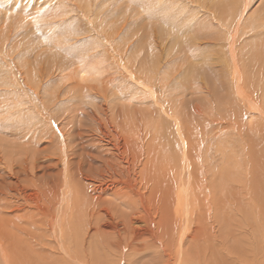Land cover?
Wrapping results in <instances>:
<instances>
[{"label": "rangeland", "instance_id": "obj_1", "mask_svg": "<svg viewBox=\"0 0 264 264\" xmlns=\"http://www.w3.org/2000/svg\"><path fill=\"white\" fill-rule=\"evenodd\" d=\"M184 1L0 0V264H264V0Z\"/></svg>", "mask_w": 264, "mask_h": 264}, {"label": "bare ground", "instance_id": "obj_2", "mask_svg": "<svg viewBox=\"0 0 264 264\" xmlns=\"http://www.w3.org/2000/svg\"><path fill=\"white\" fill-rule=\"evenodd\" d=\"M186 1V0H185ZM184 1V2H185ZM197 1V0H196ZM209 3V2H208ZM197 6V5H196ZM215 5H213V7H214ZM200 7H201V5H200ZM199 7V8H200ZM218 9V8H217ZM179 11V10H178ZM204 11V10H203ZM131 12V11H130ZM214 14V13H213ZM250 34V33H249ZM105 36V43H107V44H109V41H110V39L111 38H109L110 36L108 35V36H106V35H104ZM235 38V37H234ZM256 41V40H255ZM188 44V43H187ZM112 45V44H111ZM111 47V46H110ZM241 47V46H240ZM247 47V46H246ZM210 49V48H209ZM232 51V50H231ZM232 52H234V51H232ZM104 55H105V53H104ZM237 55H238V53H237ZM243 57V56H242ZM83 58V57H82ZM146 59V58H145ZM208 59V58H207ZM150 60V59H149ZM191 60V59H190ZM249 60V59H248ZM45 61V60H44ZM105 61H106V59H105ZM209 61V60H208ZM207 62V61H206ZM120 64V63H119ZM246 64V63H245ZM195 65V64H194ZM194 65H192V66H194ZM182 66V65H181ZM250 66V65H249ZM242 67H243V65H242ZM153 69H155V68H153ZM151 72V71H150ZM107 77V76H106ZM103 78V77H102ZM151 79H153V78H151ZM145 80V79H144ZM72 82V81H71ZM75 86V85H74ZM206 127V126H205ZM137 128V127H136ZM96 130V129H95ZM99 130V129H98ZM102 130V129H101ZM183 133H184V131H183ZM80 135V134H79ZM182 135V134H181ZM103 136V135H102ZM170 136V135H169ZM186 136V135H185ZM193 136V135H192ZM68 141V140H67ZM187 142V141H186ZM179 143V142H178ZM186 149H184V150H186L185 152H187V143H184V145H183ZM189 148V147H188ZM190 148H191V146H190ZM189 153H190V151H189ZM67 154V153H66ZM65 154V155H66ZM187 154V153H186ZM188 155V154H187ZM187 155L185 156L186 158H187ZM17 159V158H16ZM69 159V158H68ZM70 160V159H69ZM54 161V160H53ZM55 162V161H54ZM72 162V161H71ZM17 163V162H16ZM67 163V162H66ZM32 164V163H31ZM137 166V165H136ZM66 167H68V165L66 166ZM194 169V168H193ZM67 170H68V168H67ZM69 173V172H68ZM65 174H67L66 172H65ZM68 176V175H67ZM70 177V176H69ZM45 178V177H44ZM68 178V177H67ZM38 179V178H37ZM54 179V178H53ZM65 179H66V177H65ZM43 180V179H42ZM67 180V179H66ZM54 181V180H53ZM73 181V180H72ZM46 183V182H45ZM66 183H67V186H68V188L70 187V179H68L67 181H66ZM65 183V184H66ZM74 183L75 182H73V186H74ZM77 183V182H76ZM34 186V185H33ZM57 186V185H56ZM58 187V186H57ZM73 189V188H72ZM71 190L69 189V191H68V193H71L70 192ZM122 191V190H121ZM56 192V190H54V193ZM3 197V196H2ZM36 197V196H35ZM58 197V196H57ZM50 198V197H49ZM49 198L47 199V200H49ZM183 198V197H182ZM29 199V198H28ZM50 199H52V198H50ZM61 199V198H60ZM54 201H55V199H54ZM59 203V202H58ZM69 203V202H68ZM45 204V203H44ZM52 204V203H51ZM41 205V204H40ZM53 205V204H52ZM57 205V204H56ZM56 205H55V207H56ZM36 207H38L37 205H35ZM54 206V205H53ZM62 206V205H61ZM116 206V205H115ZM41 207V206H40ZM39 207V208H40ZM60 207V206H59ZM62 208V207H61ZM36 210V209H35ZM61 211V210H60ZM58 213H59V210H58ZM60 214V213H59ZM157 215V214H156ZM156 217V216H155ZM11 220V219H10ZM45 224V223H44ZM63 229V228H62ZM64 231H65V229H64ZM10 232V231H9ZM29 236V235H28ZM29 238V237H28ZM61 243V242H60ZM62 247V246H61ZM7 252V251H6ZM5 252V253H6ZM1 253V252H0Z\"/></svg>", "mask_w": 264, "mask_h": 264}]
</instances>
